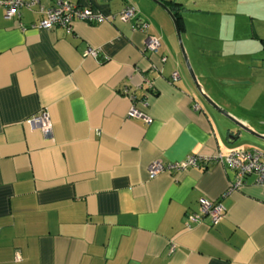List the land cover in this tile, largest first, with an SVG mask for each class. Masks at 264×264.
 Segmentation results:
<instances>
[{"label":"crops","instance_id":"obj_1","mask_svg":"<svg viewBox=\"0 0 264 264\" xmlns=\"http://www.w3.org/2000/svg\"><path fill=\"white\" fill-rule=\"evenodd\" d=\"M38 1L9 19L0 3V264H264V188L253 175L231 190L235 172L210 159L148 177L155 160L264 152L199 95L161 7L66 0L103 16L138 9L130 22L75 20L68 33L31 28L57 0ZM175 1L203 92L264 136V0ZM143 20L145 31L132 27ZM147 35L160 41L155 53L143 50ZM132 105L149 123L127 116ZM42 110L49 138L27 123ZM201 198L225 207L218 222L187 220Z\"/></svg>","mask_w":264,"mask_h":264},{"label":"built area","instance_id":"obj_2","mask_svg":"<svg viewBox=\"0 0 264 264\" xmlns=\"http://www.w3.org/2000/svg\"><path fill=\"white\" fill-rule=\"evenodd\" d=\"M38 0H1V5L4 6V18L9 19L11 16L18 13V9L22 6L29 8L33 5H37ZM41 12V18L38 22L31 24V28L38 27L43 30L50 29L52 27L62 28L68 33L72 31V25L75 20H80L92 23H101L106 21H112L117 16L123 21L130 22L131 19H134L137 14V7L130 3L126 4L117 14H108L103 16V14L98 11H93L91 8H80L76 4L66 1V0H57L47 8L39 6ZM148 22L142 21L141 23H135L132 27H137L142 32L148 28ZM160 46V41L152 35H147L145 37L144 48L143 50H149L156 52V49ZM84 54L91 55L93 58L98 56L97 49H92L89 47L84 51ZM164 59V58H163ZM176 72L172 73L173 79L178 78ZM146 105V104H145ZM127 116L135 118H143L145 124L149 123L151 120L149 117H146L143 112L136 109L135 105H132L127 111ZM28 125H37L39 129L42 130L44 137L49 138L52 134L51 121L46 113V110L39 111L36 116H32L27 120ZM212 159L220 164L225 163L228 167L235 172L234 183L230 185L231 190L245 185L244 179L249 175L254 176V184L260 185L264 188V152L260 149H247L246 151L242 150H233L229 151L226 154L215 153L209 157L202 155H188L185 157V160L176 161L173 163H164L158 160L153 161L149 164L147 169L148 177L152 178L157 174H160L161 171H180L185 170L187 167H198L207 164V162ZM199 207L201 208V214H190L187 217V220L191 222H200L202 216H206L211 224L218 222L221 217L224 215L225 207L220 204V200H207V198H201L199 201ZM171 248H174L171 245Z\"/></svg>","mask_w":264,"mask_h":264},{"label":"water","instance_id":"obj_3","mask_svg":"<svg viewBox=\"0 0 264 264\" xmlns=\"http://www.w3.org/2000/svg\"><path fill=\"white\" fill-rule=\"evenodd\" d=\"M153 3H156L157 5H159L161 8L164 9L165 14H168L172 20V25L175 28V36L178 40V48L182 54V61L185 63L186 66V71L187 73L190 75L191 79H192V83L194 86H196L198 92L200 93L199 95L204 99L205 102H208L214 109H217V111L220 113H222L223 115H225L228 120L233 121L243 132H249L252 135H254L255 137H258L260 139L264 140V136L259 134L258 132H253L252 130L248 129L245 125L243 126L238 120H235L234 118H230V116L223 110L218 108L216 102L214 100H212L210 97L206 96L205 93L203 92L202 86L199 85L198 83V79L196 78L195 74H193L192 71V67H191V63L188 60V55L186 50L183 48L184 44H183V40L181 38V29L179 28V26L177 25V19L174 16V14L171 13L170 8L168 6H166L164 4V2L160 1V0H150Z\"/></svg>","mask_w":264,"mask_h":264},{"label":"trees","instance_id":"obj_4","mask_svg":"<svg viewBox=\"0 0 264 264\" xmlns=\"http://www.w3.org/2000/svg\"><path fill=\"white\" fill-rule=\"evenodd\" d=\"M160 1L164 2V4L170 8L171 13L174 14V16L177 19V25L179 26V28L182 31L183 30V25L181 23L182 14L180 12H181V10L184 9V6L180 2L177 3L174 0H160ZM261 42L264 45V39H261Z\"/></svg>","mask_w":264,"mask_h":264},{"label":"rangeland","instance_id":"obj_5","mask_svg":"<svg viewBox=\"0 0 264 264\" xmlns=\"http://www.w3.org/2000/svg\"><path fill=\"white\" fill-rule=\"evenodd\" d=\"M175 1V0H174ZM178 3V2H177ZM160 9H162L161 11H163V13L165 14V12H164V9L163 8H160ZM184 9H186V7H184ZM167 17H168V19L170 20V25L172 26V28H173V31H174V33L176 34V32H175V28H174V26L172 25V20H171V18H170V16L168 15V14H165ZM210 17H212L215 21H216V13H215V15L214 14H211L210 15ZM212 21V20H211ZM174 34V35H175ZM176 37V36H175ZM181 38H182V34H181ZM182 40H183V38H182ZM183 44H184V42H183ZM185 46V45H184ZM184 46H183V48H184ZM191 63V62H190ZM191 67H192V65H191ZM192 71H193V68H192ZM194 74V73H193ZM196 76V75H195Z\"/></svg>","mask_w":264,"mask_h":264}]
</instances>
